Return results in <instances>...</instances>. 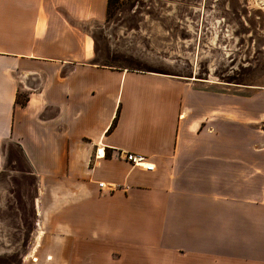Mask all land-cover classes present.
<instances>
[{"label": "crops", "instance_id": "obj_1", "mask_svg": "<svg viewBox=\"0 0 264 264\" xmlns=\"http://www.w3.org/2000/svg\"><path fill=\"white\" fill-rule=\"evenodd\" d=\"M107 12L0 0V142L36 178L18 264H264V89L101 62Z\"/></svg>", "mask_w": 264, "mask_h": 264}, {"label": "rangeland", "instance_id": "obj_2", "mask_svg": "<svg viewBox=\"0 0 264 264\" xmlns=\"http://www.w3.org/2000/svg\"><path fill=\"white\" fill-rule=\"evenodd\" d=\"M110 1L106 22L86 26L101 62L264 89V0ZM35 179L19 148L1 141L0 242L18 245H0V264H18L34 246Z\"/></svg>", "mask_w": 264, "mask_h": 264}, {"label": "built area", "instance_id": "obj_3", "mask_svg": "<svg viewBox=\"0 0 264 264\" xmlns=\"http://www.w3.org/2000/svg\"><path fill=\"white\" fill-rule=\"evenodd\" d=\"M106 155L105 148H96L95 150V159L104 158ZM123 159L130 163L132 166L141 168V169H154L155 166L149 163L146 156L134 154V153H122L121 155ZM100 189L109 188L105 183H99L98 184Z\"/></svg>", "mask_w": 264, "mask_h": 264}, {"label": "water", "instance_id": "obj_4", "mask_svg": "<svg viewBox=\"0 0 264 264\" xmlns=\"http://www.w3.org/2000/svg\"><path fill=\"white\" fill-rule=\"evenodd\" d=\"M212 80L214 81V78L212 76L208 77V79H205L204 81Z\"/></svg>", "mask_w": 264, "mask_h": 264}, {"label": "trees", "instance_id": "obj_5", "mask_svg": "<svg viewBox=\"0 0 264 264\" xmlns=\"http://www.w3.org/2000/svg\"><path fill=\"white\" fill-rule=\"evenodd\" d=\"M110 3H111V1L108 0V11H109V7H110ZM229 80H231V79H229ZM18 102H19V99H18Z\"/></svg>", "mask_w": 264, "mask_h": 264}]
</instances>
